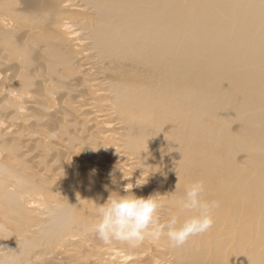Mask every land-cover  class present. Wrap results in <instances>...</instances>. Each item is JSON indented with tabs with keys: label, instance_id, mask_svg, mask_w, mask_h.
Returning a JSON list of instances; mask_svg holds the SVG:
<instances>
[{
	"label": "bare ground",
	"instance_id": "bare-ground-1",
	"mask_svg": "<svg viewBox=\"0 0 264 264\" xmlns=\"http://www.w3.org/2000/svg\"><path fill=\"white\" fill-rule=\"evenodd\" d=\"M0 169V264H264V0H0ZM198 182L183 248L91 235L117 196L182 224Z\"/></svg>",
	"mask_w": 264,
	"mask_h": 264
},
{
	"label": "clouds",
	"instance_id": "clouds-1",
	"mask_svg": "<svg viewBox=\"0 0 264 264\" xmlns=\"http://www.w3.org/2000/svg\"><path fill=\"white\" fill-rule=\"evenodd\" d=\"M130 178H125L123 173L119 183ZM110 179L114 186L118 184L113 173H110ZM128 185L123 191L131 193L133 187L140 189L145 183L137 181L131 188ZM204 191L205 186L202 182L190 185L179 205L182 212L190 213L191 216L182 224H179L178 217L172 216L163 226L159 222L158 214L165 205L158 202L156 197L147 199L132 195L110 197L104 206L99 208L100 219L91 235L106 246L115 241L137 248L146 240L159 241L166 231L169 247L183 248L192 238L205 235L214 227L213 213L220 205L217 202H205Z\"/></svg>",
	"mask_w": 264,
	"mask_h": 264
}]
</instances>
